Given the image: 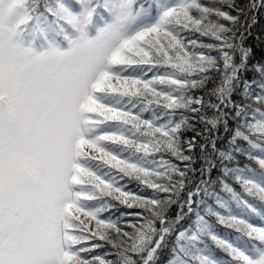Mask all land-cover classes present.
<instances>
[{
  "label": "snow or ice",
  "instance_id": "6c2138e0",
  "mask_svg": "<svg viewBox=\"0 0 264 264\" xmlns=\"http://www.w3.org/2000/svg\"><path fill=\"white\" fill-rule=\"evenodd\" d=\"M74 3L78 15L45 0L44 12L56 26L49 35L33 25L41 0H0V264H151L169 234L161 208L174 202L181 185L165 183L168 177L124 153L179 156L169 133L133 109L136 102L184 107L156 86L186 87L172 73L191 75L204 61L191 56L173 30L199 29L191 15L196 5L181 0L150 23L151 4L139 0ZM97 16L104 26L88 39L84 28ZM65 25L79 32L77 39L69 40ZM59 37L68 40L67 51L59 50ZM159 68L172 71L144 78ZM256 134L264 135V127ZM256 164L264 168V161ZM124 177L166 199L126 191ZM237 183L261 207L244 198L237 214L217 216L230 230L224 238L198 229L212 247L195 248L198 236L188 237L194 251L177 250L184 264H264V186ZM101 198L152 219L135 212L130 215L141 223L101 218L111 206L98 207ZM105 245L115 251L93 254Z\"/></svg>",
  "mask_w": 264,
  "mask_h": 264
},
{
  "label": "trees",
  "instance_id": "16d2710c",
  "mask_svg": "<svg viewBox=\"0 0 264 264\" xmlns=\"http://www.w3.org/2000/svg\"><path fill=\"white\" fill-rule=\"evenodd\" d=\"M60 1L72 8L77 6L74 0H46L51 6ZM159 1L139 0L145 7L151 4L150 20L156 17ZM44 2L41 0L36 20L53 21L44 12ZM185 2L196 5L191 9V15L200 22L199 29L173 30L185 50L193 57H204V61L198 64L191 75L172 73L171 78L183 81L186 87L156 86L157 90L175 98L184 107L168 110L155 104L146 106L136 102V108L133 109L142 119L151 122L153 127H160L169 133L179 156L167 150L146 157L124 153L134 162H141V166L168 177L165 183L171 181L181 185L172 198L174 202L164 203L161 208L167 221L164 227L169 234L151 264H169L170 261L184 264L182 257L177 258V250L183 248L194 251V242L188 239L193 234L199 240L195 248H203L204 244L211 248V241L206 235L201 236L198 229L224 238L230 230L218 223L217 216L237 214L240 211L239 201L247 198L237 178L240 181L252 180L264 186V172L256 164V161L264 159V135L256 134L258 127H264V0ZM166 7H173V4H167ZM98 21L100 17H94L88 27L93 30V22ZM171 71L166 68L154 69L144 78L151 79L153 75ZM172 129L176 131L172 132ZM120 183L126 185V191L137 195L161 201L166 199L163 193L142 189L138 182L127 177ZM189 194L192 198L190 206ZM247 199L261 207L258 201ZM106 203L111 206L101 218H110L121 222V225L130 220L141 223L130 215L134 212L152 219L150 214L140 209H127L108 198H101L98 207H104ZM155 227L159 231L161 226L158 221ZM181 232L185 233V238L178 240L177 236ZM114 251L105 245L93 254ZM107 258L116 259L114 255Z\"/></svg>",
  "mask_w": 264,
  "mask_h": 264
},
{
  "label": "rangeland",
  "instance_id": "374dc122",
  "mask_svg": "<svg viewBox=\"0 0 264 264\" xmlns=\"http://www.w3.org/2000/svg\"><path fill=\"white\" fill-rule=\"evenodd\" d=\"M59 3L64 4L65 6L69 7L71 12L74 15H78L81 12V8L79 5H77L75 8H72L66 2L60 1ZM170 3L173 4V6H176V5L181 3V0H160L157 3V7H156V17L153 20H149L148 22L155 23L156 18L159 14V10L165 8V6L167 4H170ZM108 19L109 18L107 17V15H104V20H108ZM33 25L38 26L40 29H42L43 31H45L49 35H54L56 32V26L52 21H45L42 19H38L35 22H33ZM103 26H104V22L101 19L98 22H93V27L95 28L94 34H88V30L85 27L84 31L87 34V38L88 39H94L95 36L97 35L98 29L102 28ZM87 28L89 29V31H91L90 27H87ZM65 30H66L65 34L68 36L69 40H75L78 38L79 32H77L75 29H73L71 27L67 28L65 25ZM57 44L59 46L60 51H67V49L69 47L68 40H64L63 37H59L57 39ZM39 52H40V49H37V54H39ZM259 161H264V159H261Z\"/></svg>",
  "mask_w": 264,
  "mask_h": 264
},
{
  "label": "clouds",
  "instance_id": "9594fccd",
  "mask_svg": "<svg viewBox=\"0 0 264 264\" xmlns=\"http://www.w3.org/2000/svg\"><path fill=\"white\" fill-rule=\"evenodd\" d=\"M261 171L264 172V168H261ZM123 259V258H122Z\"/></svg>",
  "mask_w": 264,
  "mask_h": 264
}]
</instances>
